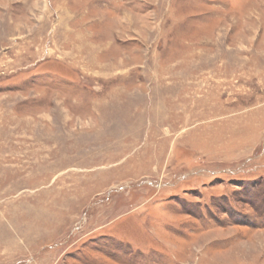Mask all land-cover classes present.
Wrapping results in <instances>:
<instances>
[{
  "label": "rangeland",
  "instance_id": "1",
  "mask_svg": "<svg viewBox=\"0 0 264 264\" xmlns=\"http://www.w3.org/2000/svg\"><path fill=\"white\" fill-rule=\"evenodd\" d=\"M0 264H264V0H0Z\"/></svg>",
  "mask_w": 264,
  "mask_h": 264
},
{
  "label": "bare ground",
  "instance_id": "2",
  "mask_svg": "<svg viewBox=\"0 0 264 264\" xmlns=\"http://www.w3.org/2000/svg\"><path fill=\"white\" fill-rule=\"evenodd\" d=\"M80 55V54H79Z\"/></svg>",
  "mask_w": 264,
  "mask_h": 264
}]
</instances>
